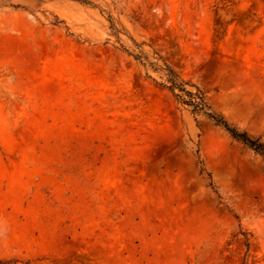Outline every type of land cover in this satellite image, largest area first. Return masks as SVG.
<instances>
[{
    "label": "rangeland",
    "instance_id": "rangeland-1",
    "mask_svg": "<svg viewBox=\"0 0 264 264\" xmlns=\"http://www.w3.org/2000/svg\"><path fill=\"white\" fill-rule=\"evenodd\" d=\"M186 91L264 144V0H0V264H264V156Z\"/></svg>",
    "mask_w": 264,
    "mask_h": 264
},
{
    "label": "trees",
    "instance_id": "trees-1",
    "mask_svg": "<svg viewBox=\"0 0 264 264\" xmlns=\"http://www.w3.org/2000/svg\"><path fill=\"white\" fill-rule=\"evenodd\" d=\"M183 90V89H181ZM186 94L190 97L189 100H184L185 103L190 104L193 106V109L195 111H203L211 120L214 121L215 124L221 125L225 128V130L236 140L240 141L247 147L253 149L254 151L262 154L264 156V144L261 142H258L255 139L249 138L246 134L243 132H238L237 130L229 127L224 120H222L220 117L205 112L204 109L206 107L205 102L203 101L202 97L200 95L192 94L188 91H186ZM180 97V96H178Z\"/></svg>",
    "mask_w": 264,
    "mask_h": 264
}]
</instances>
